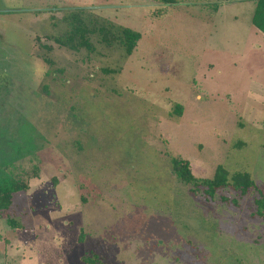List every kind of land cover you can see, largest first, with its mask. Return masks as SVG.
Returning <instances> with one entry per match:
<instances>
[{
    "label": "rangeland",
    "instance_id": "1",
    "mask_svg": "<svg viewBox=\"0 0 264 264\" xmlns=\"http://www.w3.org/2000/svg\"><path fill=\"white\" fill-rule=\"evenodd\" d=\"M254 6L0 0V180L40 167L0 217V264H264L257 192L194 195L171 167L180 155L196 177L246 171L264 194ZM79 8L139 31L131 55L95 37L92 52L53 41Z\"/></svg>",
    "mask_w": 264,
    "mask_h": 264
},
{
    "label": "trees",
    "instance_id": "2",
    "mask_svg": "<svg viewBox=\"0 0 264 264\" xmlns=\"http://www.w3.org/2000/svg\"><path fill=\"white\" fill-rule=\"evenodd\" d=\"M159 4H173L176 0H151ZM255 6L253 9L251 23L259 31L264 33V0H253ZM65 29L55 37H51L62 47L69 50L79 51L86 49L88 52L94 51V43L91 38H97L98 42L106 46H120L124 49L126 56L131 55L141 38L139 31L133 30L126 26L117 25L108 19H104L93 12L79 8L69 12L64 17ZM50 63V60L44 58ZM174 112L176 115L182 114V105L175 103ZM172 171L176 178L190 185L189 191L194 195L201 192L205 197H214L216 191L223 187H230L239 195H245L249 190H255L257 197L254 199L255 210L250 212V216H257L264 221V194L256 186L250 173L237 171L229 173L221 164L215 167L214 174L211 178L196 177L190 167L188 159L180 155L171 159ZM40 167L36 161L30 165L29 170L24 171L25 177H11L0 180V217L12 204L13 193L17 191L27 190L29 188V179L39 177ZM223 202L230 201L233 204L237 203L236 199H229L221 196ZM8 222L10 219H7ZM97 256L93 258L84 256L83 260L86 264H95Z\"/></svg>",
    "mask_w": 264,
    "mask_h": 264
},
{
    "label": "flooded vegetation",
    "instance_id": "3",
    "mask_svg": "<svg viewBox=\"0 0 264 264\" xmlns=\"http://www.w3.org/2000/svg\"><path fill=\"white\" fill-rule=\"evenodd\" d=\"M2 35H3V29L0 28V37H1ZM49 39H51V38H49ZM52 40H53V39H52ZM53 41H54V40H53ZM56 43H57V42H56ZM57 44H58V43H57ZM58 45H59V44H58ZM44 46H45V48H46L48 51L51 50V47H49L47 44H45ZM59 46L62 47L61 45H59ZM68 50H69V49H68ZM71 51H73V50H71ZM75 52H77V51H75ZM39 57H41L42 60L45 61V60H44V56H40V55L37 54V58H39ZM49 60H50V63H51V64H54L53 61H52V59H49ZM45 62H46L48 65L50 64V63H48L47 61H45Z\"/></svg>",
    "mask_w": 264,
    "mask_h": 264
}]
</instances>
